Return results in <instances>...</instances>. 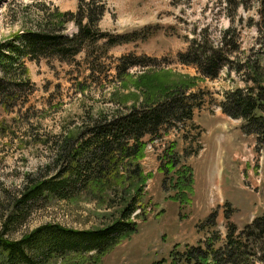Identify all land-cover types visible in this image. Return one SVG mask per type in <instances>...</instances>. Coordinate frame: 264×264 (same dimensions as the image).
Listing matches in <instances>:
<instances>
[{
	"label": "rangeland",
	"instance_id": "374dc122",
	"mask_svg": "<svg viewBox=\"0 0 264 264\" xmlns=\"http://www.w3.org/2000/svg\"><path fill=\"white\" fill-rule=\"evenodd\" d=\"M101 1L105 8L97 23L101 31L125 34L147 29L149 34L106 47L104 54L101 48L88 47L95 51L93 58L81 51L69 63L24 60L32 90L13 108L6 110L0 105V122L6 126V134L0 135V188L6 189L0 191V211L26 172L37 168H41L40 174L48 169L52 172V166H43L50 161V142L56 136L78 126L89 111L109 116L116 108L124 110V105L114 102L125 92L119 74L116 78L120 56L156 58L159 66L152 67L150 62L148 67H131L129 76L136 80L140 73L152 75L159 85L166 78L189 83L190 118L163 125L156 134L141 138L144 146L136 160L148 176L141 190L144 217H133L136 231L100 256H68L83 264H155L161 260L168 264L172 248L181 251L204 238L207 227L203 220L211 210H216L214 229L220 237L224 235V202L230 206L227 220L238 229L254 215L264 213V141H257L255 134L242 133L240 119H232L220 109L228 93L239 90L242 96H251L259 91L257 85L264 87L259 0ZM78 5L79 0H0V40L28 28L41 9L74 12ZM74 32L76 28L68 23L65 33ZM192 40L208 51L219 49L225 58L214 76H203L195 66L177 60L176 54L185 52ZM103 41L99 39L97 44ZM162 70L169 72L163 74ZM131 91L137 94L135 89ZM138 95L142 100V91ZM130 103L132 100H126L125 105ZM168 144L181 156L180 164L191 169L192 192L184 203L172 198L179 192L171 189L173 171L165 175L157 169L158 158ZM91 198L85 192L67 200L43 198L13 237L45 222L77 229L99 227L112 208Z\"/></svg>",
	"mask_w": 264,
	"mask_h": 264
},
{
	"label": "trees",
	"instance_id": "16d2710c",
	"mask_svg": "<svg viewBox=\"0 0 264 264\" xmlns=\"http://www.w3.org/2000/svg\"><path fill=\"white\" fill-rule=\"evenodd\" d=\"M79 5L76 11H51L39 9L29 27L12 33L0 40V105L8 110L23 103L26 93L32 90V82L26 74L24 60L39 61L55 59L69 63L81 51L93 58L95 48L102 49L121 42L143 39L149 30H133L125 34L101 31L98 20L105 8L101 0H89ZM237 2H235L236 7ZM241 4V3H240ZM261 25L264 34V0H259ZM72 23L73 34L65 28ZM99 39L104 41L97 44ZM93 49H86V48ZM219 49L207 50L204 45L192 40L185 52L176 54L180 63L191 64L203 75L212 77L225 62ZM97 59V57H95ZM156 58L149 56L122 55L115 66L120 87L118 108L107 116L103 111L85 113L86 119L72 129L56 136L50 142L52 166L46 173L40 169L26 172L18 188L13 190L8 204L0 211V264H83L71 261L68 255L100 256L136 231L133 217H144L141 208V190L148 174H143L137 158L141 155L143 135H154L163 125L188 120L193 103L187 94L189 83L165 79L155 84L152 75L140 73L132 80L131 67L159 66ZM94 68H90L92 73ZM163 74L169 71L162 70ZM256 83V82H255ZM135 89V92L131 91ZM167 88H169L167 90ZM251 96H242L239 90L228 93L220 109L232 119H240L239 129L245 134H255L264 141V87ZM25 89L27 92L21 93ZM142 91L143 99L138 93ZM252 91H249L251 93ZM141 94V93H140ZM126 100H132L126 106ZM6 126L0 122V135L6 134ZM158 171L174 177L171 189L179 192L172 196L179 203L187 201L192 192V174L189 166L180 164L181 156L168 144L159 158ZM162 188L165 189L164 179ZM0 191H6L0 188ZM80 192L91 195L106 208V222L94 229L70 228L58 223L45 222L13 234L35 210L37 201L45 198L67 200ZM115 196L117 199H115ZM225 233L222 237L215 226L216 210H211L203 220L206 235L195 245H186L179 251L176 246L169 252L168 264H264V213L254 215L241 228L229 222L230 206L223 203ZM139 210V212H136ZM210 229V230H209ZM83 256V255H81ZM164 260L155 264H163Z\"/></svg>",
	"mask_w": 264,
	"mask_h": 264
}]
</instances>
